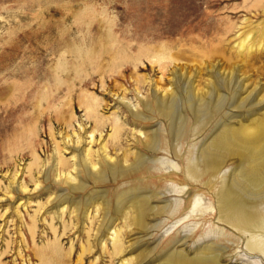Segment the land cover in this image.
Returning a JSON list of instances; mask_svg holds the SVG:
<instances>
[{
	"label": "rangeland",
	"instance_id": "rangeland-1",
	"mask_svg": "<svg viewBox=\"0 0 264 264\" xmlns=\"http://www.w3.org/2000/svg\"><path fill=\"white\" fill-rule=\"evenodd\" d=\"M263 36L264 0H0V264H150L170 249L193 256L206 246L222 250V264H264V255L247 249L251 236L218 221L213 191L243 159L226 162L212 192L186 174L187 163L200 160L220 125L247 124L250 114L264 109L226 107L179 143L165 120L144 108L155 105L157 86L159 93L179 83L203 89L212 76L232 71L248 92L263 97ZM248 37L254 49L241 54L238 45ZM160 54L164 75L156 63ZM93 98L98 105L88 118ZM93 130L98 141L91 160L98 170L130 167L142 152L149 173L117 180L109 172L95 180L83 156ZM151 134L159 135L156 152L143 144ZM103 145L112 161L104 158ZM68 172L82 190L76 191L78 181L66 182L62 174ZM135 182L156 194L154 206H171L175 216H152L146 230L132 225L116 203ZM171 186L186 189L173 194ZM199 194L214 211L186 219ZM112 223L123 231L121 256L107 230ZM148 251L152 255L143 260Z\"/></svg>",
	"mask_w": 264,
	"mask_h": 264
},
{
	"label": "bare ground",
	"instance_id": "bare-ground-1",
	"mask_svg": "<svg viewBox=\"0 0 264 264\" xmlns=\"http://www.w3.org/2000/svg\"><path fill=\"white\" fill-rule=\"evenodd\" d=\"M249 41L250 37L244 39L238 45L240 49L239 53L243 54L245 50H248L250 53L253 51L254 47L248 45ZM258 46L260 49L264 48V36ZM165 59V54H160L159 58L156 60V63L160 64L163 75L166 73V66L163 64ZM156 91L157 96L154 98L155 105L147 103L144 108H146L145 110L147 112L163 118L167 124L169 136L179 143L193 132V130L194 132L198 130L202 132L226 107L230 106L234 109H245L248 106H252L253 109H264V96L260 97V93L254 95L255 92H248L244 82L235 79L233 71L227 75L222 73L220 78L212 76L211 79L208 80V85L203 89H198L190 83H186L185 85L179 83L175 89H164L161 93H159L160 89H158L157 86ZM224 92L229 93V95L225 96L223 94ZM92 101L93 103L87 106L88 118L96 111L95 107L98 105L97 98H93ZM186 112L191 115L192 123L188 121V115L186 116L185 114ZM136 117L142 120L144 118L140 113H137ZM249 119L250 121L247 122V124L239 121L238 126L231 124L220 125L216 132L202 146L200 160H195L193 157L187 163L186 174L190 182H205L206 187L212 192L216 180L220 179L226 162L234 157L243 159L241 166L236 170L234 169L235 172L231 176L232 178L223 179L221 186L215 188V191H213V193H217L216 200L219 207L218 221L219 223H223L235 229L237 232L245 235V237L251 236V240L247 243V249L251 253L264 255V112H262V114H259V112L250 114ZM200 121L205 122L203 126H201ZM82 130H84L83 127ZM118 131L119 129L115 127L111 137L117 135ZM96 132V130H93L88 134L90 139H88L89 148L84 151L83 155L86 167L95 180L98 182L104 181L106 174H109V172L115 173V179L117 180L135 179L137 175H147L149 173L150 161L146 156L141 154L142 152L137 154L134 163L130 167H125L117 171L118 165L115 164L116 166H102L98 170V163H94L91 160V146L98 141L96 140ZM139 134L141 136L143 135L142 132ZM158 136L159 135L156 134H151L148 137L145 136L146 141L143 144L148 152H156L159 148L160 140ZM70 140L72 139H70L69 136L65 137V141L68 143L72 142ZM74 141L75 143L73 144L74 146L76 144L77 147L82 142L79 136H77ZM102 154L105 159L112 161V158L107 154L105 145L102 147ZM73 158H75V156ZM61 162L62 159L60 160L59 158V166ZM172 166L178 167L174 163H172ZM73 171H76L75 167ZM62 175L65 176L66 182L69 184H74L78 181L75 187L76 191L84 188L83 183L78 177H75L72 172ZM60 177L61 174L58 175L59 179ZM185 189L186 186H171L170 193L183 194ZM155 195L148 192L146 186L141 182H135L127 192L124 194L122 193L117 200L116 207L118 213H124V217L130 220L132 225H136L137 228L141 230L147 229V220L152 216L160 217L167 215L171 218L174 217L175 210L172 211L171 206L160 207L152 204ZM192 203L191 211L186 219L195 218L199 214L214 211L213 204L209 203L207 205L201 194L197 195ZM21 204H19V206ZM93 204L95 205V203ZM99 211H101V209L98 206L97 213ZM108 223L109 222L105 221L102 224V229H106ZM113 226L112 223L107 230L109 232L112 231L110 235L112 237L115 255L121 256L124 254L123 231L121 230L122 228L119 229L117 226L113 228ZM103 242L104 240L102 243ZM102 245L105 252L108 244L103 243ZM221 251L222 250L217 246H206L199 248L194 252L193 256H190L184 251L170 249L163 252L160 257L150 264H222ZM152 253V251H148L145 253L146 255L144 257L142 256L144 255L143 253L139 255L138 258L140 260V258L143 257L142 259L145 260L149 258ZM122 260L121 264H133L134 261L133 259Z\"/></svg>",
	"mask_w": 264,
	"mask_h": 264
}]
</instances>
